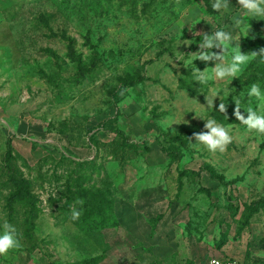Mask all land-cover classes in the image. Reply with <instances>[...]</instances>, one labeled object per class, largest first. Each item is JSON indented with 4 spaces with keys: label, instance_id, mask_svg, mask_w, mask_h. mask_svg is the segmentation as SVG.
<instances>
[{
    "label": "rangeland",
    "instance_id": "obj_1",
    "mask_svg": "<svg viewBox=\"0 0 264 264\" xmlns=\"http://www.w3.org/2000/svg\"><path fill=\"white\" fill-rule=\"evenodd\" d=\"M213 2L0 0V233L6 221L20 240L0 264H264V210L248 223L245 210L264 198V136L234 115L237 100L245 116L264 103L248 95L253 84L264 94V62L256 55L238 78L206 84L192 74L215 66L193 55L203 33L223 29L259 53L264 17ZM206 119L230 129L225 152L193 147ZM20 178L35 217L9 208ZM71 180L111 191L120 227L64 220Z\"/></svg>",
    "mask_w": 264,
    "mask_h": 264
},
{
    "label": "clouds",
    "instance_id": "obj_2",
    "mask_svg": "<svg viewBox=\"0 0 264 264\" xmlns=\"http://www.w3.org/2000/svg\"><path fill=\"white\" fill-rule=\"evenodd\" d=\"M239 7L243 9L244 14L251 17H264V0H237ZM229 0H214L212 8L216 12H221L228 9ZM239 23V21H238ZM197 34V33H196ZM236 46H233V42ZM199 51L194 53L196 59L203 62H215V66L211 67V72L207 68L200 70L193 68L192 74L194 79L206 84L209 80H225L228 78H238L250 59L256 55L262 57L264 62V48L259 53L251 52L245 54L241 51L239 40H236L233 35L223 29H218L211 34L203 33V40L199 43ZM213 49H219V52H214ZM230 52L231 60L226 59V54ZM123 91L121 92V95ZM218 91L213 92V96H217ZM249 96H255L258 100L264 101V94L261 93L259 85L253 84L248 92ZM208 107L214 106V99L209 100L206 97ZM236 108L234 115L236 119L246 127L249 132H255L258 135L264 136V103L260 105V110L256 111L252 108L247 110V116L243 115L239 108V100L235 101ZM219 111L225 112L226 106L219 105ZM205 131L193 133L190 140H195L193 147L199 150L203 146L209 153H223L227 150L228 145L232 142V135L230 129L222 124H219L215 119H206L204 124ZM82 203V201H77ZM77 210L72 211L71 218L76 220L80 216ZM20 247V240L17 235L15 227L8 222L3 224V232L0 233V255H7L9 251ZM210 264H219L218 261L212 260Z\"/></svg>",
    "mask_w": 264,
    "mask_h": 264
},
{
    "label": "trees",
    "instance_id": "obj_3",
    "mask_svg": "<svg viewBox=\"0 0 264 264\" xmlns=\"http://www.w3.org/2000/svg\"><path fill=\"white\" fill-rule=\"evenodd\" d=\"M133 84H138V82H133ZM196 82H193V86ZM181 88H188L192 93L195 91L191 88L186 79L180 80ZM199 95V91L196 93ZM222 120V119H221ZM168 156L172 161H177L180 159L181 155L178 149L175 147H170L167 151ZM8 159H11V151L8 150L7 154ZM92 164V163H91ZM88 166H85V168ZM96 165H94V168ZM198 174L194 171H186V174ZM16 187L14 192L11 194L9 199V208L13 210V205L15 203H21L28 205L32 208L33 213L37 211V202L36 198L30 190V185L27 180L20 178L16 180ZM86 181H68V186L65 188V214L66 217L64 220H68L72 212L70 210L79 211L82 215H93V217L86 220V218H81V220H86L91 222L92 226L89 227L91 230H100L104 231L106 229H117L120 227V221L115 213V199L113 198L111 191H99L96 188L89 187L86 185ZM207 194H210V191L205 190ZM77 201H82V203H77ZM237 210V209H236ZM245 210L248 213L247 221L248 223L252 217L259 214L264 210V198L257 201H253L251 204H245ZM35 217V213H34ZM84 224V223H83ZM86 225V224H85ZM84 264H97L96 259L86 260Z\"/></svg>",
    "mask_w": 264,
    "mask_h": 264
},
{
    "label": "built area",
    "instance_id": "obj_4",
    "mask_svg": "<svg viewBox=\"0 0 264 264\" xmlns=\"http://www.w3.org/2000/svg\"><path fill=\"white\" fill-rule=\"evenodd\" d=\"M212 260L218 261L219 264H246L245 262H241L239 260H235L232 258H213L210 261H212ZM210 261L208 264H210Z\"/></svg>",
    "mask_w": 264,
    "mask_h": 264
}]
</instances>
